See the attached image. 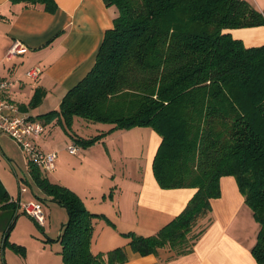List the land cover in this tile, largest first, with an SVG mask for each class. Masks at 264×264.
<instances>
[{
    "label": "trees",
    "instance_id": "obj_1",
    "mask_svg": "<svg viewBox=\"0 0 264 264\" xmlns=\"http://www.w3.org/2000/svg\"><path fill=\"white\" fill-rule=\"evenodd\" d=\"M12 1L42 4L50 12L57 7L54 0ZM104 1L118 13L94 66L68 90L58 109L31 118L45 126L58 124L82 148L137 126L161 136L153 159L159 185L196 192L155 234L123 233L143 256L160 248L170 249L172 257L192 252L212 222L221 178L234 176L260 225L252 254L264 264V44L247 47L228 32L264 25V9L248 0ZM42 97L38 92L30 105ZM76 118L113 126L84 137L75 130ZM30 171L46 196L68 212L58 237L64 264L128 260L125 247L97 254L91 250L94 218L115 225L107 215L89 210L75 191L53 182L37 165L30 163ZM17 206L0 180V210ZM10 245L26 254L24 246Z\"/></svg>",
    "mask_w": 264,
    "mask_h": 264
},
{
    "label": "crops",
    "instance_id": "obj_2",
    "mask_svg": "<svg viewBox=\"0 0 264 264\" xmlns=\"http://www.w3.org/2000/svg\"><path fill=\"white\" fill-rule=\"evenodd\" d=\"M54 1L57 7L55 11L50 12L42 4L0 0V80L15 81L5 96L19 107L23 105L22 109L20 108L21 112L28 117L36 118L40 114L60 107L68 90L77 85L94 66L105 33L113 27L114 18L118 13L116 6H108L104 0ZM248 1L261 9L255 2ZM258 4L261 6L260 2ZM228 32L234 38L241 39L247 47L264 44V25L235 28ZM15 39L26 43L29 50L24 55L8 60L6 51ZM35 65L42 67V73L37 79L26 75V72ZM38 92L42 93V100L35 106L30 105V101ZM89 124L76 118L74 127L77 133L83 136L80 133L82 130L86 131L84 129L88 128ZM55 126L59 125L51 124L46 128L53 130ZM112 126L108 124L100 132L108 131ZM149 128L151 127L139 126L124 130L130 133L133 130H139L137 132L144 135L149 133V163L144 170H138L136 173V171L127 172L124 168L121 172L122 168L118 170L115 168L117 161L126 164L124 159L126 155L122 151V160L116 159L113 165L114 151H110L107 147V142L113 140L108 138L109 134L103 141L83 148L86 149L83 151L86 153L81 155L83 160L76 159L72 175L54 172L55 180L49 176L53 182L63 184L75 191L89 210L107 215L115 223L112 225L115 227L113 228L106 220L94 218V232L96 230L100 238L98 237L94 245L93 232L92 252L104 253L116 247H125L129 258L121 264H258L252 254V247L257 241L260 225L246 204L236 178L231 175L221 178V195L212 200L210 214L212 222L197 240L192 252L172 257L173 252L170 249L160 248L157 254L143 256L131 248L130 239L123 235L124 232L134 231L145 236L155 234L186 207L196 192L195 188L164 189L159 185L153 171V159L162 138L154 129ZM4 137L0 135V140H4V147L0 141V148L6 152L7 141ZM42 137L39 140L41 147L54 151L51 150L48 139ZM69 140L72 141L70 138ZM72 143L74 144L73 141ZM101 144H105L108 150L105 156L99 147ZM127 145H130L129 141ZM89 148L99 150L101 159L106 162V167L100 164L98 168H95L90 163L85 164ZM59 150H55L58 157ZM27 169L32 178L30 162ZM21 179L30 182L27 176ZM0 180L8 191L10 201L23 197V200L41 201L44 206L47 200L51 201L48 196L43 197H47L46 203L40 200V193L36 188L32 190L27 188L26 192H21V196L16 198L17 196L10 193L7 186L9 184L1 174ZM32 181L33 186L35 184L39 188L33 178ZM108 190L111 191L109 202L105 200ZM51 202L53 205L44 208L49 219L42 228L47 225L51 228L55 222L57 225H63L66 220V209L54 201ZM17 205L16 209L9 207L0 210V264H32L34 262L31 254L29 256L28 240L15 234L20 231H17V227L22 220L21 217L24 216L22 208L18 203ZM3 223L4 228H1ZM12 223L14 224L11 227ZM101 226L103 230L99 232L98 227ZM30 231L31 235L35 232L33 228ZM103 232H105L104 235H102ZM7 233L8 242L6 243ZM10 243L24 246L26 254L15 251ZM45 247H41V252H45ZM56 250L57 252L52 251L56 254L46 255L43 264H59L63 261L59 249Z\"/></svg>",
    "mask_w": 264,
    "mask_h": 264
},
{
    "label": "rangeland",
    "instance_id": "obj_3",
    "mask_svg": "<svg viewBox=\"0 0 264 264\" xmlns=\"http://www.w3.org/2000/svg\"><path fill=\"white\" fill-rule=\"evenodd\" d=\"M255 2L262 10L264 9V0L256 1V0H251ZM261 3V6L258 3ZM89 127L85 128L81 131L84 137H89L92 135L97 134L101 130L107 127L108 124L105 123H99V122H88ZM77 126V125H76ZM139 127V126H137ZM142 127H147V126H142ZM136 128V127H133ZM132 129V128H130ZM130 129H125V130H130ZM151 129V128H149ZM137 131L139 130H133L131 133L126 132L124 130H115L110 133L108 138H113V140H109L107 142V147L110 149V151H114L113 153V165L115 164L116 159L121 158L122 156V151L125 152V161L126 164H123L122 161H117V164L115 165V168L121 169V172H123V169L126 168L127 172H138V170H144L147 168L148 163H149V155H148V138H149V133L147 134H142L138 133ZM150 131V130H146ZM45 134H43L42 138H47L48 139V144L51 145V150H59V157H58V163H57V169L55 171H52L49 176L55 180L54 172L56 174H66L67 176L72 175L74 173V166H75V161L76 159H82L81 155H84L86 152V149L78 147L76 144H73L72 141L69 140L67 137L66 132L61 126H55L53 130L50 128H46ZM0 135L5 136L4 138L6 139V148L8 150L3 151L0 148V174L2 178L9 184L7 185L9 188V191L12 195L21 196V189L23 186L29 188L32 190V188H36L37 191L40 193L39 197L43 198L46 196L45 192L41 189H39L35 184L33 186V181L32 178L29 175V171L27 169V166L29 164V158L27 157L24 148L15 140L13 139L9 134L5 132H1ZM123 137V138H122ZM131 138H134L135 140H132ZM2 141V140H0ZM128 141L130 142V145L128 146L127 143ZM122 142V144H121ZM3 147H4V140L1 142ZM74 145L77 148V153L76 154H71L68 150L69 146ZM95 147V146H94ZM103 155L108 154V150L105 146V144H101ZM120 147V148H119ZM123 147V148H122ZM45 150V149H44ZM88 155L85 159V164H92L95 168H98L100 164L103 166H107L106 162L103 161L100 157L99 150L97 148H89L87 149ZM48 151V150H45ZM109 160L110 157L107 155ZM83 160V159H82ZM125 166V167H123ZM89 169V168H88ZM91 169V168H90ZM100 171H102V168H100ZM108 175V173H106ZM27 176L30 182L26 180H22L21 177ZM115 189V188H114ZM21 201H27V202H41V201H30V200H23V197L20 198ZM111 199V191L108 190V195L106 196L105 200L109 202ZM101 200L103 201V198L101 197ZM45 202V201H44ZM47 202V203H46ZM45 203L46 205L43 206L44 208L46 206H51L53 205L50 200H47ZM116 202V201H115ZM112 204V203H111ZM57 205V204H56ZM60 205V204H58ZM60 207V206H59ZM249 207V206H248ZM250 208V207H249ZM66 209V208H65ZM251 209V208H250ZM8 210V209H6ZM4 210V212L6 211ZM252 210V209H251ZM66 213L68 215V212L66 210ZM253 217L256 220L254 213L252 211ZM66 215V220L64 223L67 222L68 217ZM22 220L17 227V231L15 234H18L19 236L26 238L28 240V244H30L29 248V256L31 254V259L34 261L32 264H43L44 259L46 255H50L49 253H52L54 250L57 252L56 249H59V254H61V248L62 245L58 240L59 233H60V228L61 225H57V222L54 223V225L50 228L49 225H47L44 228H40L38 225V222H36L30 215L24 214L23 217H21ZM49 216L47 217L46 221L48 223ZM256 222H258L256 220ZM259 224V223H258ZM108 225L112 226L111 224L108 223ZM115 228L114 226H112ZM1 228H4V223L1 225ZM34 229L35 232L32 233L31 235V229ZM102 226L98 227V231H102ZM96 234V236H95ZM105 232H103L102 235H104ZM99 237V233L94 232V240L93 244L96 245V241ZM100 238V237H99ZM38 244H40L38 248ZM45 247V252H41L42 248ZM99 252V251H98ZM56 254V253H52ZM62 257V256H60ZM47 259V258H46ZM63 260V259H62ZM37 262V263H36ZM62 264L63 261H61ZM59 262V264H61Z\"/></svg>",
    "mask_w": 264,
    "mask_h": 264
},
{
    "label": "built area",
    "instance_id": "obj_4",
    "mask_svg": "<svg viewBox=\"0 0 264 264\" xmlns=\"http://www.w3.org/2000/svg\"><path fill=\"white\" fill-rule=\"evenodd\" d=\"M29 50L26 43L19 39L12 41L6 51V58L13 60L15 57L24 55ZM42 73V67H31L26 75L37 79ZM15 83L13 80H0V133L5 132L15 139L25 150L29 162L37 165L47 175L56 169L58 154L56 151H45L39 140L45 133L46 126L38 119L22 114L20 107L6 98L7 91ZM70 153H77V148L68 147ZM27 187H22L21 192H26ZM19 204L23 212L30 215L40 225L46 224L47 214L41 202H27L12 200Z\"/></svg>",
    "mask_w": 264,
    "mask_h": 264
}]
</instances>
